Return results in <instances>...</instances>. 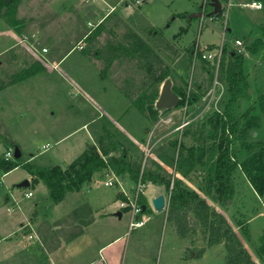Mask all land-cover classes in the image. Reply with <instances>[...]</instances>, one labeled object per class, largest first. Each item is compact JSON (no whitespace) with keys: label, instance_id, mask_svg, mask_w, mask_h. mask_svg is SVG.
Masks as SVG:
<instances>
[{"label":"rangeland","instance_id":"374dc122","mask_svg":"<svg viewBox=\"0 0 264 264\" xmlns=\"http://www.w3.org/2000/svg\"><path fill=\"white\" fill-rule=\"evenodd\" d=\"M135 1L12 0L0 8V157L4 158L9 148L14 150L13 143H18L24 162L47 167L51 166L50 160L62 164L67 155L62 154L59 140L69 132L68 124L61 116L54 117L47 111L54 110L58 114L60 110H68L74 101L70 97L79 85L95 96L101 108H106L117 118L121 125H117V132H126L125 128L127 131L137 130L138 133L145 124L152 128L154 123L151 115L148 116V112L143 111L146 104L141 107L136 101L143 91L153 89V85H150L153 81L151 73L157 67L168 68L171 75L167 79L172 80L173 90L181 88L183 92L175 107L158 110L163 119L168 115L174 117L171 127L164 123L160 126V134L190 117L191 107L197 105L207 110L203 122H197L190 128H182L183 130L175 131L169 136H174L173 139L182 138L187 146L192 145V134L196 132L199 136L200 128L209 117L222 109L228 84L226 74L217 69L220 65L213 58H204L216 63L213 77L202 68V60L190 61L191 45H199L203 51L223 52L226 49L245 54L243 71L249 81L250 93H246L241 99L237 109L239 113H250L249 115L263 113L262 124L254 132L257 139L251 141L264 142V109L260 105V97L264 94V45L257 53L247 49L255 39L263 37L260 25L264 23V0H261L263 7L259 9L245 5L253 0H231L229 12V0H221L226 11L222 20L207 17L201 23L199 17L194 18L191 24H187V18L179 15L185 13L189 16L190 10L183 8L202 0H140L136 4ZM208 1L210 0H203L201 9H206ZM138 9L141 15L135 13ZM14 23L17 25H13ZM10 27L19 29L18 42L9 31ZM183 27L187 31L179 33ZM132 31L149 45L152 52L146 53L142 49L136 53V59L125 65L122 61L127 60L126 52L138 47L137 39L131 36ZM24 37L29 43L21 41ZM236 39L242 40L243 44L237 45ZM43 47L47 48L46 53H43ZM76 67L79 69L77 73L74 71ZM34 70L38 72L32 73ZM75 75H78L79 82L71 79ZM163 83L159 86L160 91ZM193 94L198 97L197 100L193 98ZM87 105L83 103V106ZM127 106L131 109L123 118H119ZM208 133L205 126L203 134L209 136ZM73 139L75 138L71 137L69 141ZM165 142L164 139L163 143ZM207 142L210 145L212 139ZM49 144L50 148L47 146ZM235 144L239 156L233 172L232 198L224 207L212 200L210 204L226 216L257 264H264V259L258 255L260 238L264 234V192L258 194L251 187L241 167L250 154L244 150L242 141L238 140ZM32 153L36 154L35 161L29 160ZM12 159H16L14 153ZM28 175L29 170L23 166L9 171L5 176L4 171H0V207L12 190L20 193L25 189L17 188L16 184L25 180ZM103 176L105 179L89 188L87 197L96 207L110 204V215L99 218L89 228L84 245L93 241V247L102 246L110 239H107L106 232L113 229L116 235L124 233L122 238L104 252L112 253L115 264L227 263L225 245H208L203 239L202 229L196 230L193 242L179 236L172 221L163 218L164 216L152 217L147 225L130 229V212L122 210L123 216L120 217L114 208L113 201L119 190L118 182L114 186H106L108 175ZM189 177L186 179L198 184L205 177V169L198 167ZM19 195L22 202L19 208L26 209L29 206L27 209L30 210L37 202L38 209L49 216L52 214V210L45 205L46 200L40 186L35 190L34 197L27 198L23 193ZM142 195L146 200L145 193L141 192L140 197ZM43 227V222H38L33 229L36 232L41 229L45 231ZM26 228L27 225L20 227L19 231L26 232ZM25 234L20 247H27L34 240L28 238L27 232ZM193 244V248L186 249ZM37 245L41 243L38 242ZM54 245L55 242L49 243L48 248ZM3 260L2 264H27L24 256H6Z\"/></svg>","mask_w":264,"mask_h":264},{"label":"trees","instance_id":"16d2710c","mask_svg":"<svg viewBox=\"0 0 264 264\" xmlns=\"http://www.w3.org/2000/svg\"><path fill=\"white\" fill-rule=\"evenodd\" d=\"M11 1L0 0V8ZM201 11L206 14L210 12V9L206 5V9H201ZM214 16L222 18V12ZM13 25L17 24L14 23ZM260 28L263 37H259L249 44L247 47L249 52L257 53L264 45V23L260 25ZM17 30L19 31V29ZM185 30L182 29L183 32ZM131 36L137 39L138 47H135L133 51L126 52L127 60L122 61L125 65H129L133 59H136V53L142 49H145L146 53L152 52L149 45L139 37L136 35ZM189 50L190 61L202 60V68L207 70L208 74L213 77L216 64L203 59L199 47L191 45ZM244 58L245 54L243 52L223 50L219 69L226 74L228 87L227 96L222 102V109L215 111L214 115L209 117L205 122L206 124L200 128L199 136L196 132L192 134V145L187 146L182 138H176L168 142V151L165 152H168L167 155L159 153L185 178L189 177L198 167L205 169V177L197 185L206 197L222 207L227 206L228 200L232 198L234 193L233 172L237 167L239 156L235 142L238 140L242 141L244 150L250 154L241 164L242 170L254 190L258 194L264 192V142H261V140L251 141V139H257L254 132L262 124L263 113H261L262 115H249L250 113H239L237 109L241 99L246 93H250L248 90L249 81L243 71ZM149 62L148 59L147 63ZM35 72H38V70H34L32 73ZM170 75L168 68L157 67L151 73L153 81L150 85H153V89L149 92L143 91L136 101L141 107L146 104V108L153 118H156L159 112L155 108V102L160 94L159 86ZM176 91L179 96L183 94L181 88L176 89ZM184 95L186 94L184 93ZM189 97L192 99L190 95ZM193 98L198 99L194 94ZM260 105L263 110L264 94L260 97ZM205 126L209 130V136L203 134ZM119 134L122 135V133ZM209 139H212L210 145L207 142ZM13 144L14 147H19L18 143ZM119 148L122 151L119 155H107L105 157L96 146H91L65 169L59 165L45 167L35 163L31 164L28 161L24 162L22 156L17 159L0 157V171L7 173L19 166L26 167L32 175L31 184L35 185L38 182H43L48 188L52 202L58 204L64 200L69 192L79 190L84 184L91 182L96 173L108 169V167L113 169L117 175H124L132 170L134 180L141 179L142 182L149 180L166 186L170 192L167 220L172 221L179 236L186 237L190 233L195 235L197 229H202L203 239L207 241L208 245L217 243L225 245L227 249L226 264H257L226 216L214 205H211L206 197H203L197 190L190 188L181 178L175 177L172 183L170 175L165 176L162 173L154 174L151 172L147 174L145 172L140 173V168L133 170L131 163L127 160L128 150L124 147ZM140 196L139 200L144 204L145 200L143 196ZM260 241L261 246L258 249V255L264 259V234L261 236Z\"/></svg>","mask_w":264,"mask_h":264},{"label":"crops","instance_id":"0c3cea01","mask_svg":"<svg viewBox=\"0 0 264 264\" xmlns=\"http://www.w3.org/2000/svg\"><path fill=\"white\" fill-rule=\"evenodd\" d=\"M137 2H140V0H136L135 4ZM202 2L203 0L193 2L191 7L183 8V10H190V12H188L189 16H186L184 13L179 15V17L187 18V24H191L194 18H199V16L193 18V14L201 12V7H203ZM127 5L131 6L130 3ZM208 7L209 5H207V8ZM213 9L214 8L211 7L210 10L212 11ZM135 13L141 15L139 9ZM177 16L178 15H176V17ZM207 17H210L212 20L220 19L218 17L212 18V15L208 16L207 13H203V15L200 17L201 23ZM220 20H222V18ZM183 28L186 29L185 27ZM227 30L230 31L228 26ZM9 31L18 42L19 31L17 28L10 27ZM185 31H187V29ZM179 33L183 34V31L181 30ZM131 35L136 34L134 31H132ZM46 52L47 51L43 53ZM78 70L79 69L76 67L74 70L75 73H77L76 71ZM71 79H73L75 82H79L78 75H75ZM76 90L77 91L70 97L74 101L71 102L72 105H69V108H67L68 110L72 109L73 111L60 110L58 114H56L54 110L47 111L49 114L52 113L54 117L61 116L64 121L67 122V128L69 130V132L65 133L59 140V142H61L60 150L62 151V154L64 153L67 155V158L62 164L50 160L51 166L49 167L59 165L65 169L74 159H76L91 146H96L105 157L107 155H119L122 152L119 150V147H124L128 150L127 160L131 163L133 170L140 168V173L145 172L147 174L148 172H151L154 174L162 173L165 176L170 175L172 177V183L175 177L181 178L191 186L190 188L197 190L203 197H206L198 185L193 184V180L192 182L191 180H187L185 177H183L180 171L175 170L167 160L159 155V153H163L165 155L168 154V152H165L168 151V142L174 137H169L173 132L180 131L182 128L184 129L187 126L190 128L197 122H203L204 118L206 117L203 116L207 111L204 109L205 107L200 108L197 105V107H191L190 117L187 119L185 118V120L183 119L173 129L169 128L165 132L163 131L161 134L159 133L160 126L164 123V125L171 127L170 123L174 121V117L168 115L166 119L171 118V120L162 121L160 118L163 116L158 114V116H156L157 118H153L149 115L148 109L145 108L143 111L145 113L148 112V116H150L153 120L154 125L152 128L148 127V124H145V126L142 128L143 132H141L142 129L141 131H138V133L136 132L137 130H129L131 131L129 132L125 128L123 129L126 132L123 130L117 132V128H119L117 125L121 126L117 122V118L106 108L105 110L104 108H101L100 103L95 99V96L93 94H89L90 92H88L84 86L79 85V88H76ZM83 103H87L88 105L83 106ZM130 109L131 107L127 106L119 118H123L124 114ZM182 122H186V124L182 128L177 129V127L181 125ZM119 133H122V135ZM71 137H74L75 139L69 141ZM164 139L166 141L165 143H163ZM147 143L152 145L151 152L148 155L145 153L144 149ZM47 146H49V148L51 147L50 144ZM31 156L32 157L29 160L35 161L36 154L32 153ZM132 172V170L128 171L124 175H118L117 180L113 179L115 183L118 182L117 185L119 186V190L116 192L117 197L113 202L115 203L114 208L116 210V214H118L120 217L123 216L122 210H126L128 213L130 211L129 208H119V202L129 197L131 198V196L136 193L138 182L140 181V179L134 180ZM7 173H4V176ZM105 174L108 175V179H111L113 178V175L116 174V172L108 167V169H104L103 171L96 173L91 182L84 184L77 191L69 192L64 200L58 204L52 202L49 197L48 188L43 182H38L35 185L31 184L32 175L30 173L28 176H26V179L30 180L29 187H19L18 184H16L17 188L25 189L21 190L20 193L12 190L10 196L6 197L7 199L5 203H3V206L0 207V264L3 263V259L6 256H17L18 258L24 256L27 264H102L103 262L106 264H115L116 262L112 261V253L107 252L106 254L104 252L108 250V248L118 239L122 238V235H124L123 232L119 235H116L113 229H110V231L106 232L107 239H110L102 246H98V248L93 247V241H91V245L88 243L86 245L83 244L85 238L87 235H89V228L93 227L99 221V218L103 219L110 215L108 211L109 207L111 206L110 204L104 207H96L92 204L89 197H87L89 188H92V186L95 183H98L100 180L105 179V176H103ZM115 183L111 186H114ZM143 183L145 184L144 187H146V189L143 188L142 193H145L146 200L144 204L142 203V205L146 206L147 210L145 211L144 209V213L141 215V218H147L145 225H147L152 220V217L156 218L159 216H164L163 218H167V207L170 200V192L167 190L166 186L164 184L151 182L149 180L143 181ZM250 185L253 188L251 183ZM39 186L46 200L45 205L48 206L50 210H52V214L50 216L45 212H42V209H38L39 204L37 202L34 203V208H29L30 210L27 209L29 206H26V209H21L22 207L19 208L20 203H22L19 194L23 193V195L27 198L34 197L35 190H37V187ZM27 192H32V196H26ZM158 195L165 196V208L162 212L156 211L152 204V200ZM206 198L208 202H211L210 198ZM129 214V218L131 219V213ZM38 222H43L45 227L43 228L45 231H42L41 229L40 231L36 232L33 229L34 225ZM26 225L28 238H32L34 240L27 247H20L19 245L21 244V240H23V238L26 236V232L19 230L20 227H25ZM189 237H191V239ZM185 238H187L188 241L191 240V242L195 240L194 234L191 233ZM87 241L90 242V240ZM38 242H40L41 245H37ZM48 242L51 244L55 242L56 245H54L52 248H48ZM193 247L194 244L191 247L187 246L186 249L189 250ZM40 256L44 258H41Z\"/></svg>","mask_w":264,"mask_h":264},{"label":"built area","instance_id":"2783aa9c","mask_svg":"<svg viewBox=\"0 0 264 264\" xmlns=\"http://www.w3.org/2000/svg\"><path fill=\"white\" fill-rule=\"evenodd\" d=\"M232 5V1L229 0L228 1V10L227 12H229V8L231 7ZM246 6H249L251 8H262L263 7V3L261 1H258V0H253L249 3H245ZM222 15H226V11L222 8ZM212 18H215L214 15H212ZM34 36V34H32ZM26 40V37L22 38V42H25L24 44H27L29 42H27ZM235 42L237 43V45H242L243 44V41L240 40V39H236ZM197 47H199V50L201 51L202 53V58H213L214 61H216L218 63V66L220 64V60H221V56H222V50H220V52H212V51H209V50H204L198 45ZM42 51L45 52L47 51V48L43 47L42 48ZM215 63V62H214ZM216 64V63H215ZM219 69V68H217ZM160 120L162 121H170L171 118H167V119H163V117L160 118ZM186 124V122H182L181 125H179L177 127V129H180L182 128L184 125ZM145 153L148 155L150 152H151V149H152V145H150V143H147L145 145ZM13 153H14V150L13 148H9L6 152H5V157L7 159H10L13 157ZM117 180L118 179V175L114 174L113 175V178L111 179H108L105 181V184L108 185V186H111L115 183V181L113 180ZM145 184L141 181L138 182V187H137V191L134 195V197H129L127 199H124L122 201L119 202V208H129V211L131 213V219H130V229L131 228H136V227H141L143 226L146 221H147V218H141V215L144 213V208H143V205L142 203L140 202L139 200V196L141 194V192L143 191V188H144ZM32 192H27L26 193V196H32ZM102 264H106V263H102Z\"/></svg>","mask_w":264,"mask_h":264},{"label":"water","instance_id":"95a60500","mask_svg":"<svg viewBox=\"0 0 264 264\" xmlns=\"http://www.w3.org/2000/svg\"><path fill=\"white\" fill-rule=\"evenodd\" d=\"M208 5L210 7H213L214 9L210 12H208V16L215 15L222 11V2L220 0H210L208 1ZM203 15V11L193 14V17H201ZM179 95L173 90L172 87V80L166 79L162 85L160 94L158 99L155 102V106L158 110L163 109H170L175 107L179 103ZM22 156V151L19 147L14 148V157L17 159ZM19 187H29L30 186V180L25 179L22 182L18 183ZM152 204L156 211L162 212L165 208V196L164 195H158L152 200ZM145 209L146 206H143ZM120 214V213H119Z\"/></svg>","mask_w":264,"mask_h":264}]
</instances>
